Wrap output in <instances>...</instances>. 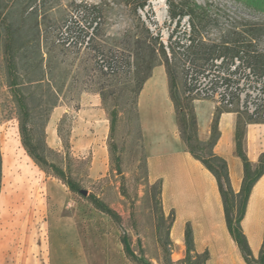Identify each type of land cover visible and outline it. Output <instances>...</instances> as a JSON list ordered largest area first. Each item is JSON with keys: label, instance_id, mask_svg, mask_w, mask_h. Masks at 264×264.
Masks as SVG:
<instances>
[{"label": "rangeland", "instance_id": "374dc122", "mask_svg": "<svg viewBox=\"0 0 264 264\" xmlns=\"http://www.w3.org/2000/svg\"><path fill=\"white\" fill-rule=\"evenodd\" d=\"M17 1L0 0V264H49V226L57 214L73 219L94 239L85 246L91 264H134L125 256L122 234L145 262L186 264L171 258L169 216L161 212L159 183L151 182L148 175L136 101L144 76L156 65H165L162 45L180 51L179 45L189 44V16L179 24L172 20L171 0H163L164 20L159 19L156 0H148L143 8L138 6L142 0H39L36 17L21 21ZM174 1L197 4L206 12L208 23L196 36L208 46L236 44L241 52H264V7H256L257 0ZM7 4L14 24L24 26L14 45L22 79L42 78L31 101L32 105L42 103L34 112L36 119L42 120L55 104L45 126V140L55 151L49 159L70 169L88 194L97 195L122 216L121 223L97 210L87 195L72 192L42 169L24 148L4 60ZM170 57L169 65L178 74L177 103L184 96L187 78L208 86L219 74L212 61L204 58L196 60L187 74L192 64ZM239 66L233 82L218 83V90L235 94V107L243 104L244 110H252L264 104V76L245 63ZM114 109L118 111L114 141L121 154L120 166L110 153ZM56 189L60 203L52 201ZM95 230L108 237L99 241Z\"/></svg>", "mask_w": 264, "mask_h": 264}, {"label": "crops", "instance_id": "0c3cea01", "mask_svg": "<svg viewBox=\"0 0 264 264\" xmlns=\"http://www.w3.org/2000/svg\"><path fill=\"white\" fill-rule=\"evenodd\" d=\"M193 104L199 139L208 141L219 106L215 100L205 98H197ZM138 114L149 178L153 183L162 184L164 214L174 215L170 228L172 260L179 261L186 256L185 232L189 225L195 251L209 253L207 264H249L229 231L215 175L193 156L181 137L164 64L155 66L144 82L138 96ZM237 119V111H221L219 138L214 147L215 153L227 161L236 192L241 189L244 177L243 161L236 148ZM244 150L252 164L257 165L264 152V121L247 124ZM56 190L52 201L60 203V193ZM74 222L71 218L63 219L62 214L53 216L48 234L49 264H91L85 246L88 240L93 244L94 239L86 236ZM242 228L253 256L258 258L264 244V174L253 186ZM95 235L97 239L107 236L97 230Z\"/></svg>", "mask_w": 264, "mask_h": 264}, {"label": "trees", "instance_id": "16d2710c", "mask_svg": "<svg viewBox=\"0 0 264 264\" xmlns=\"http://www.w3.org/2000/svg\"><path fill=\"white\" fill-rule=\"evenodd\" d=\"M38 1L39 0L17 1L18 7L20 9L21 21H25L33 16L36 17L35 15L38 11ZM147 3L148 0H142L138 3V6L143 8ZM7 6V13H5L4 15L6 31L4 44V60L6 63L7 75L10 79V87L13 95V100L17 107L21 142L29 156L35 161L36 164H38L42 169L46 170L49 173L51 172L53 175L61 179L72 192L81 193L80 191L83 189L82 185L79 181L75 180L72 177V175L70 174V169L69 171H66L60 164L49 159V155L55 153V151L48 146L45 140V126L49 121V110L55 107V104L51 105L48 108V113L44 116L42 120L36 119V117L34 116V112L36 111V109L42 106V103H40L41 105H32L31 101L32 99H34V90L40 85L42 78H28L27 80L22 79L23 74L21 72L22 69L20 67L19 54L15 51L14 45L16 43L17 37L20 35L22 27L24 26H22V22L18 25L14 24V16L12 14V10H10L11 6L7 4L5 7ZM78 6L81 7L82 5ZM255 6L258 8L264 7V0H257ZM201 9L202 7L198 6L197 4H189L186 1L176 3L174 0H171L169 2V14L172 20H176L179 24L183 17L189 16L191 25V33L188 39L189 44L178 46V48L182 50H177L173 45H162V52L166 58L165 66L167 68V73L169 77L171 97L175 105L179 130L182 139L186 143L187 148L193 154V156L199 159L205 165V167L215 175L223 199L226 221L229 231L238 243L246 261L249 264H255L252 263L254 256L248 239L243 231L242 220L246 214L247 204L253 186L264 174V152L260 155L257 165H253L244 150V138L246 126L248 123L264 121V117L262 116L264 112V104L258 106L256 110V114L258 115L257 117H254L247 110H241L239 107L234 106L233 108H228L226 106H219L212 123L211 137L208 141H202L199 139L198 136V121L193 104L194 100L199 97L187 94L190 88L187 78L183 98L180 100V103H177L175 101L176 89L178 85V74L176 70L169 65L168 57H181L184 60L185 64H192L193 66H187V74L189 70L194 67L195 62L198 59L204 58L205 61H212L213 66L215 65L216 60L222 59V63L218 66L219 74L216 75L215 80L212 81L213 85H215L219 82L220 79H223L224 82H226L227 84L233 82V76L240 69V66H237L235 70H232V65L235 63L236 58L240 60V63H245L247 68L251 69L253 73H257L260 76H264V52H241L242 49L236 44L232 46L225 44H219L216 46L213 45L211 47L208 46L202 40V38L196 36V34L201 33V28H204L208 23V21H206L208 15L205 11H200ZM1 16L2 13H0V17ZM168 49L169 51H167ZM203 54H205L206 57L203 56ZM22 65H26V62ZM37 65L38 64H36V66ZM151 74L152 72L144 76L139 92L141 91L144 82L151 76ZM194 79L197 80V82L193 81L192 79V83L195 82L194 85H197L198 79ZM138 96L139 93L137 95L136 108L137 119L141 132L138 114ZM232 96L234 99L235 94H233ZM186 109L188 111H186ZM223 109H232L238 112L236 126V148L237 153L241 157L244 165L243 182L241 189L238 192L233 189V186L231 184L227 161L223 157L217 155L214 151L215 144L217 143V140L219 138L218 119ZM117 121L118 111L114 109L110 112V153L111 160L113 162H116L117 165L120 166L119 164L121 154H117L118 146L114 141ZM59 134H61L60 128ZM66 146L67 155H69V143H67ZM2 164L3 160L2 153L0 150V189L2 183ZM158 183L159 194L161 195V212L164 215L162 208V184L161 182ZM86 198L97 210L106 213L115 222L121 223L122 216L115 209H113L102 199H100L97 195L90 193L87 195ZM173 220L174 215L170 214L168 226L169 234ZM185 237L187 250L186 256L184 259H182L181 262L186 264H207L209 253L207 251L203 253H197L195 251L193 232L189 225L186 228ZM120 239L123 245V251L125 253V256L131 262H133L134 264H151L149 262H145L141 258H138L134 254V252L130 248L128 236L126 234H122L120 236ZM168 262L172 263L171 258L168 260ZM256 263L264 264V244L260 251L259 257L256 259Z\"/></svg>", "mask_w": 264, "mask_h": 264}, {"label": "built area", "instance_id": "2783aa9c", "mask_svg": "<svg viewBox=\"0 0 264 264\" xmlns=\"http://www.w3.org/2000/svg\"><path fill=\"white\" fill-rule=\"evenodd\" d=\"M221 63H222V59L216 60L214 67L218 68V66ZM239 64H240V60L236 58L235 63L232 65V70H235L236 67L239 66ZM191 78L192 76H190L188 79L190 88L187 94L197 96L199 98L213 99L216 101L218 106H226L228 108H233L235 106V101L233 99V96H231L229 93H220L218 90L219 87L217 86L218 83H220V85L225 84V86H228V84L224 82L223 79H220L219 82L215 85H213V83L211 82V84L208 86L207 85L200 86V85H194V83H192ZM257 108L258 106H256L252 110H247V111L251 113L254 117H257L258 116L256 114ZM240 109L244 110L243 104H240ZM262 116L264 117V112Z\"/></svg>", "mask_w": 264, "mask_h": 264}, {"label": "bare ground", "instance_id": "6f19581e", "mask_svg": "<svg viewBox=\"0 0 264 264\" xmlns=\"http://www.w3.org/2000/svg\"><path fill=\"white\" fill-rule=\"evenodd\" d=\"M155 4H156L157 9H158L159 19L164 20V18L166 16V12L164 10V1L163 0H156Z\"/></svg>", "mask_w": 264, "mask_h": 264}, {"label": "water", "instance_id": "95a60500", "mask_svg": "<svg viewBox=\"0 0 264 264\" xmlns=\"http://www.w3.org/2000/svg\"><path fill=\"white\" fill-rule=\"evenodd\" d=\"M120 172H121V171H120ZM80 192H81V194H83V195H88V191L85 190V189H82Z\"/></svg>", "mask_w": 264, "mask_h": 264}]
</instances>
